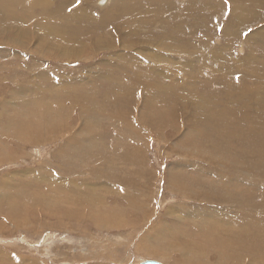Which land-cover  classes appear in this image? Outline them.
I'll use <instances>...</instances> for the list:
<instances>
[{"label":"rangeland","instance_id":"374dc122","mask_svg":"<svg viewBox=\"0 0 264 264\" xmlns=\"http://www.w3.org/2000/svg\"><path fill=\"white\" fill-rule=\"evenodd\" d=\"M93 1L62 4L55 16L59 26L55 32H49L45 18L38 10L24 11L17 6L18 0H0V104L8 100L4 117L9 115V121L15 126L35 130L40 122L47 127L57 119L46 108H34L31 103L33 96L38 99L37 90L43 85L70 89L67 78L85 74L87 79H103L101 71H112L110 69L114 67H120L124 74H129L128 70L138 69L121 63L129 59L138 60L141 64L144 61L142 65L151 67L139 70L137 101H142L150 109L149 102L155 106L161 103L159 95L163 91L173 95L172 110L166 112H171L167 116L169 121L192 117L191 108L202 99L198 95L212 92L213 83L204 84L207 80H212L220 90V96H227V101L231 103L232 97L236 96L232 77L247 82L255 75L264 77V0H172L177 8L168 9L160 15L152 12L157 5L148 0H140L144 4L141 8L143 13L139 12V6L134 2L133 14L119 7L112 8L116 0H95L97 5H91L96 8L95 13H91L93 9L89 12L78 9ZM57 2L55 0L53 5ZM240 6H248L249 10ZM201 13L207 14L205 23L197 22ZM65 21L67 24L62 30ZM202 27L210 29L204 34L199 33L203 31ZM248 29L252 31L248 32ZM245 32H248L247 36ZM38 33L39 36H36ZM249 48L258 52V62L249 58ZM75 50H79V58L67 60L62 55L64 51ZM218 52L222 54L223 61H233L235 67H215L209 63L211 60L205 61V57L210 58ZM169 57L170 61H167ZM166 63H178L181 68H188V72H182L185 76L171 88L147 89L148 78H158L160 64L165 68ZM105 65H110V69ZM247 85L258 87L253 82ZM259 90L263 93L256 96L248 93L246 101L257 115L256 121H264V88ZM18 91L28 96L26 106L18 107L12 100V95ZM235 102L239 103V100ZM123 108L136 113L132 103H124ZM0 110V113L4 111L1 105ZM76 111L71 126H68L64 116L59 119L58 129L63 134L57 141L6 146L12 155L19 152L22 157L0 164V180L7 178L6 189L0 191H6V196L0 199V251L4 252L0 264H21L15 258L28 259L35 264H139L148 259L164 264H195L193 256L196 252L203 255L201 264H250L251 257L240 249L241 260H238L236 247H229L227 243L228 249H224L217 242H207L200 237L218 226L213 221L215 218L237 214L235 206H241V202L236 200L235 195L210 192L209 189H192L182 195L168 189L169 179L191 183L196 188L209 182L212 189L223 187L221 178L215 177V164L195 162L186 165L188 158L171 150L176 142L171 136L181 125L174 129L169 127L166 140H161L153 131L143 130L138 136L119 125L103 123L100 127L94 120L81 123ZM81 126L97 128V133L103 135L104 138L98 142L99 155L111 148L114 140L118 153L116 171L123 179H130L137 173L123 163L124 153L131 144L141 148L147 146V156L142 158L144 177L139 176L146 195L145 213L131 209L117 182L94 179L96 175L92 172L96 157L90 149L74 157L75 162L82 156L86 160L84 164L79 162L81 164L73 168L74 172L40 166L44 161L60 166L61 162L53 154L59 145L82 138L79 135ZM52 128L56 129V126ZM178 143L185 148V140ZM243 161L251 163L252 158L247 154ZM174 165L178 168H171ZM40 171L54 174L57 178L54 181H66L68 188L51 191L52 184L43 186L36 183L33 177ZM133 177L136 179V176ZM20 186L25 192L20 190ZM245 201L251 206L247 198ZM113 209L112 217L107 218L104 211ZM123 214L130 223L129 217L134 220L127 228H123ZM18 220L27 222L20 227ZM163 222L169 227L153 233L157 227H152ZM149 232L153 234L147 242L145 235ZM174 238L178 240L173 241ZM224 240L227 241L225 235L220 242ZM147 249L167 253L168 256L165 259L152 258L143 252ZM5 253L12 254L14 258H6ZM258 264H264V259Z\"/></svg>","mask_w":264,"mask_h":264},{"label":"bare ground","instance_id":"6f19581e","mask_svg":"<svg viewBox=\"0 0 264 264\" xmlns=\"http://www.w3.org/2000/svg\"><path fill=\"white\" fill-rule=\"evenodd\" d=\"M69 1H74V4L79 1H83L82 3L88 2V0H58L54 6L53 3H55V0H18L17 6L24 11L38 10L45 18L44 23H46L47 30L49 32H55L59 26L58 20L55 17L59 7ZM94 1L90 2V5L80 6L78 9L88 10L89 12V9H93L91 5L95 4ZM148 1L157 5L156 9L152 11L155 15H160L168 9L175 10L177 8L172 3V0ZM133 2L139 6V12L143 13L141 8L144 4L140 2V0H116L114 5L112 3L111 7H119L133 14ZM95 5H97V3ZM111 7L109 9H112ZM240 8L249 10L248 6H240ZM95 12L96 8L93 9L91 13ZM206 15L205 13H201V16L197 18V22L205 23V20L208 18ZM66 24L67 22L65 21L62 30ZM202 29L203 31H199V33L204 34L209 31L208 29H210V27H202ZM39 34L40 33L36 36H39ZM249 52L251 54L250 56L248 54V56L252 58L254 62L260 60L258 59L259 55L257 56L258 52L256 50L250 49ZM62 55L67 60H70L71 58H79L78 56L80 54L79 50H75L73 52L64 51ZM170 58L171 57H169V60H166L170 61ZM205 58V61L211 60L209 63H213L215 67H227L228 65L233 68L235 67L232 64L233 61L232 63L230 61H223L222 54L219 52L218 54H212L210 58ZM121 63L130 64L138 69L128 70L130 73L124 74L120 67L110 69V65H105V67L112 71H101L104 74L103 79L93 77L92 79L90 77L87 79V77L84 76L85 74H82V76L81 74H76L67 78L66 82L70 83V89H67L66 86L56 88L50 85H43L39 88L36 94L38 99H34L33 96L31 100L33 107H39L40 109L46 108L45 110L51 116H57V119L47 127H44L41 122L39 128L35 130L15 126L9 121V115L8 117H4L8 100L5 99V101H2L0 105L4 108V111L0 113V164L11 162L16 158L22 157L19 152L12 155V153L6 150V146L18 143L39 145L45 142L57 141L63 134L58 129L59 119L64 116L68 126H71L73 113L76 110H78L76 111V116L80 117L81 123L86 120H94L100 127L103 123L110 126L119 125L126 130H131L138 136L143 130L153 131L158 134L161 140H166L169 127L174 129L179 128L181 125L177 132L173 131L171 137H174L176 142L173 144L174 147L171 148V150H176L175 153L178 152L182 157L186 156L189 160L186 165H193L200 162L215 164V177L221 178L223 187L220 189H212V183L209 182L203 187L196 188L194 184L182 183L175 179H169L167 181L169 191L184 195V193L192 189L199 191L209 189L210 192H222L235 195L236 200L241 202V206H235L237 214L215 218L213 221L216 222L218 226L209 229L208 232L201 234L200 237L204 238L207 242H217L218 245L222 246L224 249H228V246L236 247V258H238V260H241L239 255L240 249L245 255L251 257L252 261L250 264H258L264 259V121H256L257 115L254 113L252 107L248 106L246 98L248 93L253 96L258 95L260 92L263 93L259 88H264V77L259 78L258 75H255L251 78L250 82L258 85V87L249 86L247 84L250 82L238 81L237 78L232 77L231 81L235 83L234 93H236V96L232 97L231 103L227 101V96H220V90L217 89V86L212 80H207L204 84L209 82L213 83L212 92L210 94L203 92L201 95H198L201 96L202 99L191 108L192 117L169 121L167 120V116L171 112H166L168 109L172 110L171 103L173 101V95L171 93L163 91V93L159 95L161 103L155 106L152 105V102H149L150 109L147 105L143 104L142 101H137L136 99V94L140 90L139 77L141 73L139 70L145 71L149 70L151 67L147 66V64L142 65L140 61L132 59L125 62L121 61ZM177 64L178 63H170L167 64L165 68H162L164 65L160 64L158 78L152 80L149 77L147 89L173 87L177 81L185 76L182 72H185V74L188 72V68H181ZM89 75L94 77L97 76L96 74ZM114 81L117 82L114 83ZM13 83L14 82H12V84ZM249 88H253V90H248ZM194 93L196 94V92ZM237 99L239 103L235 102ZM12 100L17 103L18 107L26 106L28 96L18 91L12 95ZM124 103H132L136 108V113L126 111L123 108ZM53 125L56 126V129L52 128ZM183 129L185 130L183 131ZM164 133L166 134L164 135ZM79 135L82 136V138H75L65 145H59L56 153L53 154V157L58 158L57 161L61 162L60 166H55L52 161L41 162L40 166H44L45 168L56 167L54 168L56 171L63 169L65 171L74 172L75 170L73 168H75V166H79V164H84L86 162L83 156L78 162L74 161V157L77 156L79 152L90 149L91 153H94L96 157V161H94V171L92 172V174L96 175L94 179L112 183L117 182L120 191L125 193L128 204L137 211L145 213L146 195L140 185L139 176L142 179L144 177V161L142 158H146L147 156V146L141 148L131 144L130 148L124 153L122 157L123 163L127 164L132 172L137 171V173H134L130 179H123L120 173L116 171L118 153L114 145V140L111 144V148H106L107 150L99 155L98 142L104 137L102 134L97 133V128H86L81 126ZM110 136L112 137V135ZM179 140H185V148H183L184 145L178 143ZM247 154L252 158L251 163L243 161ZM259 167L262 168L258 170ZM171 168H178V165H174ZM209 170L210 168L206 169V171ZM223 171L226 173H223ZM36 173V177H33L35 182L41 183L43 186L52 184L53 188H50L51 191L68 188L66 181H62V179L61 181H54L57 180V178H55L56 176L54 174L52 175L51 172L40 171ZM133 176H136V179ZM6 184V177L4 180L2 179V181L0 180V191L6 189ZM21 186L20 190L24 191ZM13 191L9 194L10 196L13 194ZM1 196L4 198L6 196V191L0 193V199ZM245 198L249 200L251 206L245 201ZM171 213L172 212L169 213L170 216H172ZM143 217L147 218L146 215ZM25 222L27 221H17L20 227H23ZM79 222L81 221H76V223ZM159 224V228L157 225L152 227V229L157 227L155 231H152L153 233L163 231L165 228L169 227L165 225L167 223L164 224V222ZM219 232L220 234H218ZM153 233L149 232L145 235L147 242L149 241L148 237ZM223 235L227 237V241L224 240L223 243H221L220 239ZM177 240L178 238L173 239V241ZM227 243L228 246L226 245ZM143 252L149 257H156L158 259H165L168 256L167 253L163 254L155 250L147 249ZM3 253L4 252L0 251V257L3 256ZM5 256L6 258L8 256L14 258L12 254H6ZM202 256L199 255V252L194 254L193 258L195 259V264L202 263ZM15 260L21 264L24 262L25 264L28 262V264H35L34 261H29L28 259V261L22 258H15ZM230 260L233 262L231 258Z\"/></svg>","mask_w":264,"mask_h":264},{"label":"crops","instance_id":"0c3cea01","mask_svg":"<svg viewBox=\"0 0 264 264\" xmlns=\"http://www.w3.org/2000/svg\"><path fill=\"white\" fill-rule=\"evenodd\" d=\"M130 207H131V206H130ZM131 209H132V210H135L133 207H131ZM114 210H115V209H113V210H108V211H104L105 216H106L107 218H108V217H112L111 214H112V212H113ZM123 213H124V212H123ZM107 218H105V219H107ZM121 220L124 221V222H123V228H127V227H129V226L132 224V222H134L133 218H131V217H129V220L131 221V223H130L129 221H127V217H126L125 214L122 215ZM132 220H133V221H132ZM136 224H137V223H136Z\"/></svg>","mask_w":264,"mask_h":264},{"label":"water","instance_id":"95a60500","mask_svg":"<svg viewBox=\"0 0 264 264\" xmlns=\"http://www.w3.org/2000/svg\"><path fill=\"white\" fill-rule=\"evenodd\" d=\"M140 264H164V263H162L158 260L148 259V260L142 261Z\"/></svg>","mask_w":264,"mask_h":264},{"label":"snow or ice","instance_id":"6c2138e0","mask_svg":"<svg viewBox=\"0 0 264 264\" xmlns=\"http://www.w3.org/2000/svg\"><path fill=\"white\" fill-rule=\"evenodd\" d=\"M251 31H252V29H248V32H251ZM248 32H245L244 35L247 36Z\"/></svg>","mask_w":264,"mask_h":264}]
</instances>
